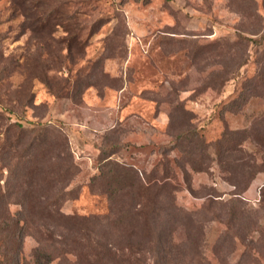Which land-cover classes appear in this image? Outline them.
Listing matches in <instances>:
<instances>
[{
	"label": "rangeland",
	"instance_id": "1",
	"mask_svg": "<svg viewBox=\"0 0 264 264\" xmlns=\"http://www.w3.org/2000/svg\"><path fill=\"white\" fill-rule=\"evenodd\" d=\"M18 1L0 219H25L23 254L46 236L67 243L51 264H264V0H37L59 7L42 31Z\"/></svg>",
	"mask_w": 264,
	"mask_h": 264
},
{
	"label": "trees",
	"instance_id": "2",
	"mask_svg": "<svg viewBox=\"0 0 264 264\" xmlns=\"http://www.w3.org/2000/svg\"><path fill=\"white\" fill-rule=\"evenodd\" d=\"M24 2L22 5V3L18 1L19 6L23 8V14L28 18H32L33 15L36 16L34 21H30V27L32 29L36 28L33 27V24H36L42 28H36V30H48L52 21L51 19L59 12V7L56 5V8L45 9L42 7V3L37 0H24ZM68 48H70L69 45ZM188 133L189 131L184 132L183 136H186ZM3 206L4 200H0V207ZM24 220L25 219L21 217V214L19 216L11 213L8 206L6 207L5 202V211L0 219V239L2 240L3 245L0 264H51L56 257L62 255V253L55 255L56 250L60 246L63 253H68V249L62 248V246H65V244L67 245V243L62 242L59 237L58 239H51V245L53 247L50 250H47L44 242L50 240V238L47 239L45 236L41 238L42 240H40L38 247L33 250L32 259H28L23 254L22 250L23 238L27 234V226L24 223Z\"/></svg>",
	"mask_w": 264,
	"mask_h": 264
}]
</instances>
